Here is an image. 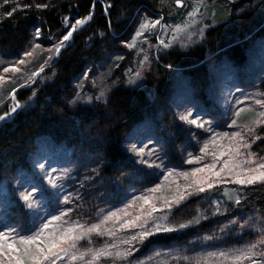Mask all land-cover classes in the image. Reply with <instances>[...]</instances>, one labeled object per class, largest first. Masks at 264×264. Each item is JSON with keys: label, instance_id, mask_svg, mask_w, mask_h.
<instances>
[{"label": "rangeland", "instance_id": "obj_1", "mask_svg": "<svg viewBox=\"0 0 264 264\" xmlns=\"http://www.w3.org/2000/svg\"><path fill=\"white\" fill-rule=\"evenodd\" d=\"M219 1L162 0L166 14L142 12L128 43L134 66L124 69L127 83H141L150 53L156 58L169 47L184 49L203 37L214 23L215 9H224V3ZM157 20L159 23L151 26ZM80 21V25H70L66 35L73 34L86 19ZM145 23L149 27L141 29ZM72 34L68 40H64L66 35L63 37L64 45L60 41L43 47L36 33L20 57L0 60V111L4 104L9 107L0 114L4 117L0 123L32 103L29 98L26 105L20 104L13 86L17 82H27L24 87L32 85L43 68L56 61ZM248 51L246 61L237 69L240 72L227 73L222 67V72L214 74L216 108H208L189 94L186 97L188 85L184 80L177 81L174 95L179 99L178 116L191 114L189 120L197 121L191 124L181 119L188 130L178 133L173 147L179 159L173 155L174 164H165L163 142L157 146L147 142L135 145L138 162L147 167L154 164L157 178L144 190H131L115 206L101 210L94 221L71 215L69 203L78 196L73 161L60 148L40 141L31 161L32 177L22 180L19 176L22 184L18 194L30 215V224L13 228L0 212V237H4L0 238V264H17V260L23 264H264V217L254 210L244 212L238 206L239 188L264 180V167H260L264 156L251 153L247 136L251 129L264 123V93L258 88V81L264 77V37L255 40ZM97 77L95 97L79 90L77 101L90 103L94 98H106L109 87L100 83V74ZM172 103H176L173 96ZM128 143L126 148L132 149ZM56 153L63 157L52 156ZM42 187L48 190L51 203L45 200ZM4 195L0 186V211L6 206ZM25 195L28 201L23 199ZM195 196L202 197L195 206L186 204ZM181 224L186 226L180 227ZM93 227L96 231L89 232ZM166 228L191 232L183 244L145 245L151 235L170 232ZM31 236L39 238L32 244L21 243Z\"/></svg>", "mask_w": 264, "mask_h": 264}, {"label": "trees", "instance_id": "obj_2", "mask_svg": "<svg viewBox=\"0 0 264 264\" xmlns=\"http://www.w3.org/2000/svg\"><path fill=\"white\" fill-rule=\"evenodd\" d=\"M219 2L224 9H215L214 23L203 37L184 49L169 47L156 58L150 53L149 67L141 83L134 86L123 73L134 66L128 43L142 12L166 14L162 0H0L2 61L20 57L36 33L43 47L60 41L64 45L69 26L86 19L32 85L17 82L13 86L20 104L26 105L29 98L32 103L0 123V186L6 198L0 212L6 215L5 222L17 229L30 224L18 191L21 179L32 177L31 161L42 140L67 153L75 164L78 196L69 203L71 215L86 222L96 220L101 210L115 206L131 190H144L157 178L154 164L147 167L138 162L135 145L163 142L165 164H174L173 155L179 159L173 147L178 133L187 131L188 125L178 116L177 81L188 85L186 97L189 94L208 108H216L214 74L222 72V67L227 73L240 72L237 69L246 61L249 47L264 37V0ZM99 74L100 83L109 87L106 98L77 101L79 90L95 97L94 78ZM258 88L264 93V77ZM8 109L4 104L0 114ZM247 136L251 153L264 156V123ZM127 143L132 149L126 148ZM58 154L63 157L61 153L52 156ZM41 189L51 203L48 190ZM201 198L192 197L186 204L195 206ZM239 198L242 211L254 210L264 217V180L241 186ZM189 232L191 229L160 232L151 235L145 245L183 244Z\"/></svg>", "mask_w": 264, "mask_h": 264}, {"label": "snow or ice", "instance_id": "obj_3", "mask_svg": "<svg viewBox=\"0 0 264 264\" xmlns=\"http://www.w3.org/2000/svg\"><path fill=\"white\" fill-rule=\"evenodd\" d=\"M177 2L179 3L180 2V0H177ZM4 3H8V0H4ZM9 15H11V13H8ZM83 23V21H80V20H77L76 21V24L77 25H80V24H82ZM157 23H159V21L157 20V21H155L151 26H155V24H157ZM147 27H149V24L148 23H145V24H143V25H141V29H144V28H147ZM75 30V28H73V31ZM71 32H69L68 33V35H66L65 37H64V40H68L69 39V37L71 36ZM141 33H139L138 32V35H140ZM131 46V45H130ZM37 47H39V45H37ZM59 51V48H57V52ZM28 55H31V53H28ZM21 63H23V61H21ZM15 70V69H14ZM5 71H8V69H5ZM15 109H13V111H14ZM191 114H188V115H183V116H181L180 117V119H182V120H185V121H187V122H189V123H191V124H197V121L195 120V119H191V120H189V116H190ZM262 115H264V114H262ZM0 119H4V117H2V116H0ZM198 126H200V127H203V124H199ZM237 136H239L240 134L239 133H237L236 134ZM260 167H264V165H261ZM262 175V177H264V173H262L261 174ZM249 183H251L252 181L251 180H249L248 181ZM201 191H203V189H201ZM23 199L25 200V201H28L29 200V197L27 196V195H25L24 197H23ZM115 215V214H114ZM57 219H59V217H57ZM186 225H183V224H181L180 225V227H185ZM44 227L46 228L47 227V225H44ZM172 229H165V231H171ZM88 231L89 232H91V231H96V228L95 227H93V228H90V229H88ZM143 235H148V233H145V234H143ZM0 238H4V237H0ZM38 236H31V237H28V238H26V239H23L22 241H21V243H24V244H32V243H34V242H36V240H38ZM133 239H135V237H133ZM8 247L9 248H12V245H8ZM252 247H255V245H252ZM27 249H26V254H27ZM38 251L39 252H43V249H38ZM49 251H51V247L49 248ZM251 251V249H249V252ZM0 254H2V253H0ZM117 255H119V254H117ZM36 257H33V259H35ZM45 259H47L48 257L47 256H45L44 257ZM237 258H239V257H237ZM73 259H75V257H73ZM17 264H23V261L22 260H17Z\"/></svg>", "mask_w": 264, "mask_h": 264}]
</instances>
